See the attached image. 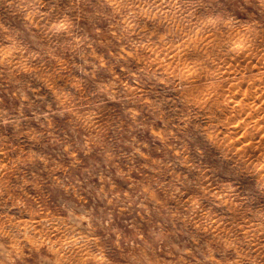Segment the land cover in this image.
Returning a JSON list of instances; mask_svg holds the SVG:
<instances>
[{
	"label": "rangeland",
	"instance_id": "374dc122",
	"mask_svg": "<svg viewBox=\"0 0 264 264\" xmlns=\"http://www.w3.org/2000/svg\"><path fill=\"white\" fill-rule=\"evenodd\" d=\"M0 264H264V0H0Z\"/></svg>",
	"mask_w": 264,
	"mask_h": 264
}]
</instances>
